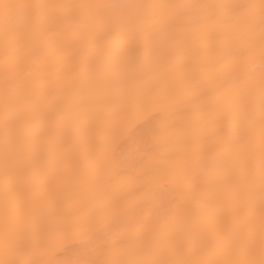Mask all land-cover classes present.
<instances>
[{
    "label": "bare ground",
    "instance_id": "6f19581e",
    "mask_svg": "<svg viewBox=\"0 0 264 264\" xmlns=\"http://www.w3.org/2000/svg\"><path fill=\"white\" fill-rule=\"evenodd\" d=\"M2 2L0 260L264 264L261 0Z\"/></svg>",
    "mask_w": 264,
    "mask_h": 264
},
{
    "label": "snow or ice",
    "instance_id": "6c2138e0",
    "mask_svg": "<svg viewBox=\"0 0 264 264\" xmlns=\"http://www.w3.org/2000/svg\"><path fill=\"white\" fill-rule=\"evenodd\" d=\"M21 7L28 8H40V7H64L59 5H19V4H11L4 3L0 0V21L4 23L5 26L9 24L13 17L14 10ZM79 7H91L88 5H82ZM197 7L202 8H225V7H235V8H251L254 5H199ZM261 9V23L264 24V0H261L260 3ZM262 96H264V78H262ZM6 158H8L9 154L7 152V140H6ZM10 170V169H8ZM8 210L5 209V225H4V234L5 238L7 237L8 230ZM115 218V209L114 205L109 203L102 205L88 220L87 227L85 229L86 232L90 234V239L93 242H96L100 248L107 247L106 237L109 230V225L111 221ZM74 227H82L79 223L74 225ZM0 264H81L80 261H61L56 259H48V260H29L24 262H16L10 260H0ZM83 264H111L109 261H87L83 262Z\"/></svg>",
    "mask_w": 264,
    "mask_h": 264
}]
</instances>
